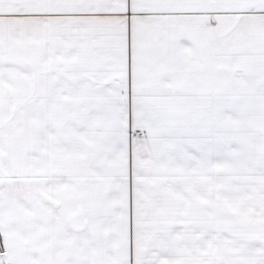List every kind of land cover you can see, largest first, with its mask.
I'll return each instance as SVG.
<instances>
[{
  "label": "snow or ice",
  "instance_id": "obj_1",
  "mask_svg": "<svg viewBox=\"0 0 264 264\" xmlns=\"http://www.w3.org/2000/svg\"><path fill=\"white\" fill-rule=\"evenodd\" d=\"M0 264H264V0H0Z\"/></svg>",
  "mask_w": 264,
  "mask_h": 264
}]
</instances>
